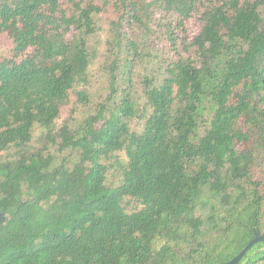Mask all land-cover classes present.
<instances>
[{
    "label": "trees",
    "instance_id": "16d2710c",
    "mask_svg": "<svg viewBox=\"0 0 264 264\" xmlns=\"http://www.w3.org/2000/svg\"><path fill=\"white\" fill-rule=\"evenodd\" d=\"M69 1L0 0V264H225L264 234V0ZM165 26L176 56L148 68Z\"/></svg>",
    "mask_w": 264,
    "mask_h": 264
},
{
    "label": "rangeland",
    "instance_id": "374dc122",
    "mask_svg": "<svg viewBox=\"0 0 264 264\" xmlns=\"http://www.w3.org/2000/svg\"><path fill=\"white\" fill-rule=\"evenodd\" d=\"M100 2L96 0V3L99 4ZM60 4L65 9L69 8L70 6L71 9L74 8L69 0H60ZM118 17L119 13L116 12L115 7H109L104 13L99 16H96L97 24H99L103 29V33L100 37L101 42L104 43L105 40L107 42L110 41L112 37L116 34V29H121L127 24L124 19L119 21ZM196 19L197 17L193 18L188 24L190 32L196 30L199 26V21ZM111 22L116 23V25H112ZM166 29V26L160 27V30L157 27V31L149 37V45L152 47V49L146 54V58H141L144 62V65H146L148 68H150V65L152 67H155L164 61L168 62L169 59L176 56V54H174L169 47V43L166 39L168 37L164 34ZM101 46L104 50L103 45ZM11 49V40L7 38L5 34H0V58L10 57L12 53ZM103 61L104 58L102 59V61L100 60L99 63H96L97 61L95 62V72L92 74V78L88 82V86L86 88L87 100L84 102V104L79 106L78 111L74 114L75 119H79L82 115L86 116L90 112L96 111L103 101L108 86V77L105 68L107 64L103 63ZM69 106L70 105L63 109L62 119L68 116ZM38 134L39 129L37 128L33 134V146L34 144H37V139L39 138ZM111 178L112 177H110L108 180H111Z\"/></svg>",
    "mask_w": 264,
    "mask_h": 264
},
{
    "label": "water",
    "instance_id": "95a60500",
    "mask_svg": "<svg viewBox=\"0 0 264 264\" xmlns=\"http://www.w3.org/2000/svg\"><path fill=\"white\" fill-rule=\"evenodd\" d=\"M7 219V216L4 212H0V224H3ZM264 240V234L259 233L257 230L254 232V236L248 241V243L239 251L238 254L233 256L230 260H228L225 264H238L242 256L246 253V251L256 242Z\"/></svg>",
    "mask_w": 264,
    "mask_h": 264
}]
</instances>
